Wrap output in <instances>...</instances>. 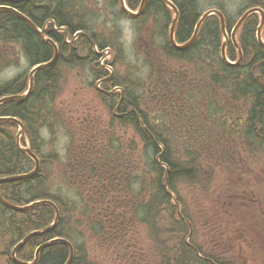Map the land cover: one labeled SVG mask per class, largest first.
Returning <instances> with one entry per match:
<instances>
[{
  "label": "trees",
  "instance_id": "trees-1",
  "mask_svg": "<svg viewBox=\"0 0 264 264\" xmlns=\"http://www.w3.org/2000/svg\"><path fill=\"white\" fill-rule=\"evenodd\" d=\"M104 1L107 14L117 8L134 22L148 55L141 61L139 52L131 58L125 54L116 25L92 32L96 13L88 4L94 0L0 1L37 28L46 27L45 36L58 47L55 63L35 74L31 94L0 106V116L22 123L20 144L25 147L26 140L40 161L32 178L0 183V196L18 207L50 201L59 213L56 225L29 239L16 258L31 262L38 246L60 238L72 245L69 264H264V48L255 40L256 16L248 17L239 33L242 62L226 66L217 17H208L196 41L178 50L168 40L172 12L162 0H147L137 17L124 14L118 0ZM170 1L178 11V44L192 36L211 8L224 14L230 33L249 3ZM140 2L125 0L132 11ZM58 29L69 40L82 35L69 44ZM158 37L163 43L157 44ZM94 45L109 50L104 64L111 72L100 66ZM226 53L235 60L231 44ZM21 56L31 68L50 61L53 48L13 14L0 12V73ZM61 69L78 70L91 83L102 81L93 98L108 114L105 122L91 118L75 94L66 98L65 116L78 124L69 137L74 150H68L58 171L57 154L41 151L40 131L45 128L53 141L56 125L65 123L58 117L63 113L52 107L61 94ZM2 84L0 98L22 94L27 76ZM17 132L15 124L0 123V178L33 167L18 147ZM54 217L47 204L15 211L0 203V259L15 264L10 258L14 245L48 228ZM69 256L68 245L54 243L40 252L36 264H66Z\"/></svg>",
  "mask_w": 264,
  "mask_h": 264
},
{
  "label": "rangeland",
  "instance_id": "rangeland-1",
  "mask_svg": "<svg viewBox=\"0 0 264 264\" xmlns=\"http://www.w3.org/2000/svg\"><path fill=\"white\" fill-rule=\"evenodd\" d=\"M97 3L95 4H88V8H92V10L96 13V17L94 19V25H97V30H95V26L91 25L92 32L95 34H101L102 29L104 27H109L112 25H116L118 30H120V38L119 41L122 43L125 54L131 58L133 56L136 57L137 52H139V58L138 60L141 61L143 56H141V53H143L144 48H142L143 44L140 43L141 47L137 45V39L135 30H134V22L128 18L120 15L118 13L117 8H112L113 14L106 13V10H103L106 2L104 0H94ZM99 5V6H96ZM239 7H236L232 10L238 11ZM101 13V14H100ZM236 13H232L231 17L233 18ZM104 28V29H106ZM100 36V35H99ZM67 40H69L67 38ZM163 38L158 37L157 44L163 43ZM13 52V49H11ZM98 51V50H97ZM99 56L102 58L103 61L99 60V64L103 66L105 70L108 72H111V68L109 66H106L104 63L108 62L110 60L109 50L105 48L102 51H98ZM138 54V53H137ZM236 56V54H235ZM20 60L18 64L14 62V65L7 67L0 73V86L4 85L2 83L9 81L10 79L14 77H18V75H28L30 64L26 62L23 57H19ZM69 71V70H68ZM65 71L61 69V72L63 74V80L61 85V94H58V97L55 98V101L52 104V107L57 108V110L60 112L58 114L63 113V117L61 118L60 115L58 117L65 121V123L60 122V124L56 125L55 127V138L52 141L50 138V135L48 131L43 128L40 131V136L42 139H44V146L42 147L41 151L46 152H52L57 154L58 156V163H55L54 167L55 170H60L63 165H65V161H67L68 158V150H74V142L71 144L69 141L70 133H73V130L77 129L74 127L78 124V121L71 122L69 119V116H65V107L70 103L69 100H66V98L72 96L75 94L76 101L79 102L80 100L83 101L84 105L86 106V112L89 110L91 112V118L96 116L98 117L97 120H101L102 122H105L107 119L108 114V108H105V106H102L98 101H96L93 98V89L95 87L101 89V82L96 81L95 79L89 81L85 76H82L81 73L77 71ZM94 101H93V100ZM96 102V104H94ZM71 108V107H68ZM85 109V108H84ZM45 129V130H44ZM76 138V137H75ZM74 138V141H75ZM22 139H20L21 141ZM27 141L25 140V146L27 145ZM22 146V144H20ZM24 147V146H22ZM26 169V168H25ZM28 169V168H27ZM31 169V168H29ZM26 171V170H24ZM247 180L250 181V183L253 182V176L249 175L247 177ZM190 202V199H189ZM191 204V202H190ZM100 258H102L101 254L99 255Z\"/></svg>",
  "mask_w": 264,
  "mask_h": 264
},
{
  "label": "water",
  "instance_id": "water-1",
  "mask_svg": "<svg viewBox=\"0 0 264 264\" xmlns=\"http://www.w3.org/2000/svg\"><path fill=\"white\" fill-rule=\"evenodd\" d=\"M1 1H4V2H20V1H24V0H1ZM165 3L172 9V11L174 12V20L172 22V25H171V28H170V33H169V38H170V42L172 43V45H174L177 49H182V48H186L187 46H189L196 38L197 36V33H198V30H199V27L201 25V23L205 20V18L207 16H209L210 14H217L219 16V19H220V24H221V29H222V33H223V36H224V39L225 41L223 42L222 44V47H221V57H222V60L224 61V63L230 65V63L227 61L226 59V56H225V48L227 47V44H228V38H227V35L224 31V20H223V16L222 14H220L219 12L215 11V10H212V11H209L207 13H205L202 18L200 19V21L198 22V24L196 25V29H195V32H194V36L191 38V40H189L187 43H185L184 45L182 46H177L175 45L174 43V39H173V36H174V28H175V25H176V22H177V19H178V13H177V10L176 8L168 1V0H164ZM120 2V6L122 8V10L127 13L129 16H136L138 15L139 13H141L143 7H144V4L146 2V0H142L141 3H140V6H139V9L137 12L133 13L131 11H129L125 4H124V0H119ZM0 11H8V12H11L12 14L16 15L19 19H21L23 22H25L33 31H35L38 36L47 44L51 45L54 49V56L53 58L47 62V63H43V64H39L35 67H33L28 75V90L27 92L24 94V95H13V96H8V97H4V98H1L0 99V104L1 103H4V102H7V101H13V100H23L24 98H26L32 91V86H33V76L34 74L39 71V70H42V69H45V68H48L50 67L51 65L54 64L55 60H56V57H57V53H58V50H57V47L56 45L54 44V42L48 38H46L44 36V33L40 30H38V28L27 18L25 17L24 15H22L21 13H19L18 11H16L15 9H13L12 7H5V6H0ZM253 11H258V10H251V11H248L246 12L237 22V24L235 25L234 29H233V32L231 34V41L233 42L234 46L236 47V49L238 50V61L236 64H238L240 61H241V58H242V54H241V51H240V48L238 46V43L236 42V39H235V36H236V33L241 25V23L243 22V20L247 17L248 14H250L251 12ZM260 12V11H258ZM262 25H263V18L260 22V25L258 27V30H257V40L258 42L264 46V43L263 41L261 40V29H262ZM0 122H12L14 124H16L18 127H19V131L16 135V140L18 141L20 136H23L24 135V128L21 124L20 121H18L17 119L13 118V117H0ZM22 152H24L28 157H30L33 161H34V169L27 173V174H22V175H17V176H11V177H7V178H0V183H4V182H14V181H22V180H25V179H28V178H31L33 177L38 169H39V161L37 159V157L28 149H21ZM0 203H2L4 206H6L7 208L9 209H12V210H15V211H25V210H28L30 208H33V207H36V206H39V205H42V204H47V205H51L55 212H56V217H55V220H54V223L46 228L45 230L43 231H36V232H31L30 234H28L27 236H25L12 250V253H11V256H12V259L16 262H18L15 258V253L16 251L21 248L30 238L34 237V236H40V235H43L44 233H46L47 231H49L50 229H52L57 221V217H58V211L56 209V207L49 201H39V202H35V203H32V204H29L27 206H24V207H18V206H15L13 204H10L8 203L7 201H5L1 196H0ZM56 242H63L65 244H67L70 248V259L69 261L67 262V264H69V262L71 261V257H72V254H73V250H72V247L69 245V243L66 241V240H62V239H58V240H51L49 242H45L43 243L42 245H40L36 250H35V259L33 261V263H36V261L38 260V255H39V252L48 247L49 245L53 244V243H56ZM32 263V264H33ZM22 264H30V263H22Z\"/></svg>",
  "mask_w": 264,
  "mask_h": 264
},
{
  "label": "flooded vegetation",
  "instance_id": "flooded-vegetation-1",
  "mask_svg": "<svg viewBox=\"0 0 264 264\" xmlns=\"http://www.w3.org/2000/svg\"><path fill=\"white\" fill-rule=\"evenodd\" d=\"M248 6L252 7L253 4L257 5L254 7H259L263 13V17H264V0H248ZM263 35H264V25H263ZM5 60V59H4ZM4 263H6L4 261Z\"/></svg>",
  "mask_w": 264,
  "mask_h": 264
},
{
  "label": "bare ground",
  "instance_id": "bare-ground-1",
  "mask_svg": "<svg viewBox=\"0 0 264 264\" xmlns=\"http://www.w3.org/2000/svg\"><path fill=\"white\" fill-rule=\"evenodd\" d=\"M51 240H53V239H51ZM51 240H49V241H51ZM49 241H48V242H49ZM38 247H39V246H38ZM38 247H37V248H38ZM37 248H36V249H37ZM67 262H68V261H67ZM66 264H67V263H66Z\"/></svg>",
  "mask_w": 264,
  "mask_h": 264
}]
</instances>
